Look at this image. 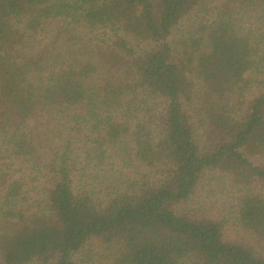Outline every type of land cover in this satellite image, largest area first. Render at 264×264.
I'll return each mask as SVG.
<instances>
[{
    "label": "trees",
    "instance_id": "obj_1",
    "mask_svg": "<svg viewBox=\"0 0 264 264\" xmlns=\"http://www.w3.org/2000/svg\"><path fill=\"white\" fill-rule=\"evenodd\" d=\"M103 261L264 264V0H0V264Z\"/></svg>",
    "mask_w": 264,
    "mask_h": 264
},
{
    "label": "rangeland",
    "instance_id": "obj_2",
    "mask_svg": "<svg viewBox=\"0 0 264 264\" xmlns=\"http://www.w3.org/2000/svg\"><path fill=\"white\" fill-rule=\"evenodd\" d=\"M201 198H199L198 200H196V202H198L199 201V203H201L203 200H204V202H207L208 201V197H203V194H201ZM100 264H105L104 263V261L102 262V263H100Z\"/></svg>",
    "mask_w": 264,
    "mask_h": 264
}]
</instances>
